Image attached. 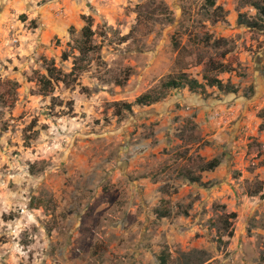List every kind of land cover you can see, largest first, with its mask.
<instances>
[{"label": "rangeland", "instance_id": "obj_1", "mask_svg": "<svg viewBox=\"0 0 264 264\" xmlns=\"http://www.w3.org/2000/svg\"><path fill=\"white\" fill-rule=\"evenodd\" d=\"M253 1L0 0V264H264Z\"/></svg>", "mask_w": 264, "mask_h": 264}, {"label": "trees", "instance_id": "obj_2", "mask_svg": "<svg viewBox=\"0 0 264 264\" xmlns=\"http://www.w3.org/2000/svg\"><path fill=\"white\" fill-rule=\"evenodd\" d=\"M209 3L211 6L215 5V0H209ZM253 7L256 9L257 11V16H258V20H250L247 19L243 16L239 17V24L245 27H248L250 29H255L258 31H264V0H259V1H253ZM92 21L90 17H86V23L84 25V27L82 28V36L83 39L81 41V43H79L78 47H79V51L81 53V55L83 54H87L89 51H91V39L94 36V32L92 30ZM81 57V56H80ZM83 57V56H82ZM81 66H76V68H74V70H72L69 74H67V76L69 77L70 75L75 74L78 69ZM49 73H50V77H53L54 75V71L55 69L49 68ZM56 80H60L62 78H55ZM65 79V78H64ZM45 81V80H44ZM48 83H51V78L46 80ZM210 85L211 86H218V88L220 90H223L224 87L221 84V82L217 79L211 78L210 79ZM189 87V89L191 91L197 92L199 90H202L203 88V84H201L200 82H198L197 80L194 79H186L185 76L179 77L178 79H170L168 81H166L163 84V91L158 93V92H149V93H145L142 94L140 96L137 97L135 104L137 105H151L154 104L156 102L161 101L162 99H164L166 96L165 92L167 90L170 89H182L184 87ZM165 90V92H164ZM230 90V91H229ZM228 92H235L234 88H229L227 89ZM127 110H131L132 108V104H125L124 106ZM219 159L215 158L212 161H210L209 163L205 164V166L203 167L204 170H212L214 169L216 166L219 165ZM189 179L192 182H197L199 181L198 177H191L188 176ZM156 214L159 217H165L166 215H168V212H160V210H158L156 212ZM236 215L234 213L231 214L230 217H235ZM158 260H159V264H173L171 263V256L170 254H167L166 252H163L158 256Z\"/></svg>", "mask_w": 264, "mask_h": 264}, {"label": "crops", "instance_id": "obj_3", "mask_svg": "<svg viewBox=\"0 0 264 264\" xmlns=\"http://www.w3.org/2000/svg\"><path fill=\"white\" fill-rule=\"evenodd\" d=\"M259 65H258V67H259V69L260 68H262V67H264V50L259 54ZM258 69V70H259ZM202 109V108H201ZM197 111H199V109L197 110ZM175 115V114H174ZM171 120V119H170ZM148 155V154H147Z\"/></svg>", "mask_w": 264, "mask_h": 264}, {"label": "built area", "instance_id": "obj_4", "mask_svg": "<svg viewBox=\"0 0 264 264\" xmlns=\"http://www.w3.org/2000/svg\"><path fill=\"white\" fill-rule=\"evenodd\" d=\"M219 116H221V115H219Z\"/></svg>", "mask_w": 264, "mask_h": 264}, {"label": "water", "instance_id": "obj_5", "mask_svg": "<svg viewBox=\"0 0 264 264\" xmlns=\"http://www.w3.org/2000/svg\"><path fill=\"white\" fill-rule=\"evenodd\" d=\"M260 57V56H259Z\"/></svg>", "mask_w": 264, "mask_h": 264}]
</instances>
